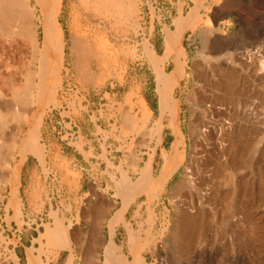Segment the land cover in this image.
Segmentation results:
<instances>
[{
    "label": "rangeland",
    "instance_id": "rangeland-1",
    "mask_svg": "<svg viewBox=\"0 0 264 264\" xmlns=\"http://www.w3.org/2000/svg\"><path fill=\"white\" fill-rule=\"evenodd\" d=\"M88 187L116 264H264V1L0 0V264H107Z\"/></svg>",
    "mask_w": 264,
    "mask_h": 264
},
{
    "label": "crops",
    "instance_id": "crops-1",
    "mask_svg": "<svg viewBox=\"0 0 264 264\" xmlns=\"http://www.w3.org/2000/svg\"><path fill=\"white\" fill-rule=\"evenodd\" d=\"M263 1L264 0H261V2ZM50 5L52 9L57 5L59 6V0H50ZM57 10L58 9L55 7V11ZM50 19L52 18L50 17ZM85 193L88 194V197L85 198L79 206L80 209L88 210L90 214L88 218H84L80 213V223L83 228L82 235L88 237L89 240H91V237L95 236L98 248L101 244H110L114 250H109L107 254L103 251V254L104 257L106 256L109 258L107 264H116V238L111 233L110 224L113 222V229H115L116 213L121 209V205H117L116 197L112 193L100 189L94 192L90 187L87 188ZM128 212L129 206H126L124 212H122V216L127 217ZM62 227V223L56 224L53 228L49 229L48 233L50 232L51 237L58 241H71L73 233L77 230V225L72 226L71 230H69V228L63 230ZM94 256L96 257V254H94ZM29 257L31 258L32 256L30 255ZM50 260L51 258H48V264H52Z\"/></svg>",
    "mask_w": 264,
    "mask_h": 264
},
{
    "label": "bare ground",
    "instance_id": "bare-ground-1",
    "mask_svg": "<svg viewBox=\"0 0 264 264\" xmlns=\"http://www.w3.org/2000/svg\"><path fill=\"white\" fill-rule=\"evenodd\" d=\"M54 1V0H53ZM57 9H58V5L57 6H55ZM55 7L52 9L53 10V12H55ZM56 25L54 24V23H52L51 21H47L46 23H45V25H44V28H45V33L47 34V36H48V34H50V32L52 33L54 30H56ZM49 41H51V40H49ZM224 45H227V44H224ZM223 45V46H224ZM230 46V45H229ZM254 48V47H253ZM221 49H223V47H221V46H219L215 51H217V52H219ZM262 48H259V47H257L256 46V48H254V50L252 51V50H247V51H244L243 50V52L242 53H240L239 55L236 53L235 55L237 56V57H240V59H246V60H248L249 58H251V57H253V58H259L260 56H262ZM232 53V52H231ZM233 54V53H232ZM231 54V55H232ZM223 58V57H222ZM227 59V58H226ZM215 60H217L216 58H215ZM228 60V59H227ZM262 60V59H261ZM249 61V60H248ZM217 62V61H216ZM246 62V61H245ZM219 64V63H218ZM220 66V65H219ZM169 97H168V95L167 94H165V92H161V97H160V106H161V109H164L165 110V108L167 107L168 108V103H169V99H168ZM205 107V106H204ZM206 108V107H205ZM222 108V107H221ZM211 109H212V107H211ZM214 109V108H213ZM223 110H225V109H223ZM214 111V110H213ZM209 116V115H208ZM208 118V117H207ZM206 118V119H207ZM205 120V119H204ZM226 120L227 121H224V128H228L230 125H232V123L230 122V120L228 119V118H226ZM206 122H205V124L204 125H206V127L208 128V127H210V124L209 123H212V121H213V119H212V116L210 115L209 116V118H208V120H205ZM214 122V121H213ZM230 124V125H229ZM222 125V124H221ZM220 125V126H221ZM36 128H37V126H36V124H32V129H33V131L34 130H36ZM226 130H228V129H226ZM199 131V130H198ZM206 132H208L206 129H203V130H200V134L201 135H203V136H205L207 133ZM222 132V131H221ZM223 133V132H222ZM201 135H200V137H198V138H200V139H202V137H201ZM219 135V134H218ZM209 136V135H208ZM216 136V135H215ZM210 137V136H209ZM197 140V139H196ZM215 140V139H214ZM216 144V143H215ZM175 149H176V155H179L178 153H179V149H178V145H176L175 146ZM220 153V152H219ZM181 154V153H180ZM218 154V153H217ZM221 154V153H220ZM173 157V156H172ZM177 160V159H176ZM14 182V181H13Z\"/></svg>",
    "mask_w": 264,
    "mask_h": 264
},
{
    "label": "built area",
    "instance_id": "built-area-1",
    "mask_svg": "<svg viewBox=\"0 0 264 264\" xmlns=\"http://www.w3.org/2000/svg\"><path fill=\"white\" fill-rule=\"evenodd\" d=\"M223 109H226V107H225V106H223Z\"/></svg>",
    "mask_w": 264,
    "mask_h": 264
}]
</instances>
